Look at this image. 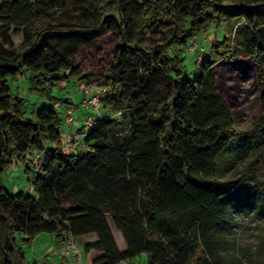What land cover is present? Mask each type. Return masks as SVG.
I'll return each instance as SVG.
<instances>
[{
	"label": "trees",
	"instance_id": "1",
	"mask_svg": "<svg viewBox=\"0 0 264 264\" xmlns=\"http://www.w3.org/2000/svg\"><path fill=\"white\" fill-rule=\"evenodd\" d=\"M210 25L233 30L208 40ZM236 63L259 88L245 130L239 81L218 69ZM22 74L45 97L29 117L10 85ZM69 79L108 87L75 151L53 106ZM243 133L251 158L223 177L219 157ZM14 161L32 189L11 193L0 179V264H36L17 236L30 244L40 233L100 252L91 264L141 253L147 264H240L228 248L239 189L264 218V0H0V175Z\"/></svg>",
	"mask_w": 264,
	"mask_h": 264
},
{
	"label": "rangeland",
	"instance_id": "2",
	"mask_svg": "<svg viewBox=\"0 0 264 264\" xmlns=\"http://www.w3.org/2000/svg\"><path fill=\"white\" fill-rule=\"evenodd\" d=\"M44 20H37L34 28L43 26ZM233 29L231 27L223 28L219 26L210 25L205 33V37L209 40L211 38H222L229 34ZM11 36L15 46H19L22 41V36L14 31L12 28ZM197 41V39H196ZM192 42L187 48L189 51H194L197 42ZM186 63L189 65L191 61L186 58ZM218 69L228 78H237L240 86V104L238 109V129L240 127H251L259 113L258 105V86L253 82V71L248 65L242 66L240 63L234 65L222 64ZM12 89H17L21 96L27 99L25 110L26 115H30L31 109H37L39 105L45 101V97L38 96L34 92L29 91L26 75L22 74L17 81L10 83ZM107 86L100 84H87L86 81H73L71 79L60 83L53 88L52 94L64 103H69L78 113L79 120L86 114L94 115L93 111L88 108L80 106L90 93L99 90H107ZM83 96V97H82ZM69 99V102H65ZM47 101V100H46ZM106 109V108H105ZM58 111H61L58 109ZM103 110L100 109V112ZM86 112V114H85ZM61 132L65 133V125L61 124ZM245 132V131H244ZM251 158V149L248 139V134L243 133L236 136L234 143L228 146L219 157V166L223 177L229 175L233 168L242 166ZM0 179L4 187L11 193L17 191L29 192L30 181L29 174L25 172L24 166L18 161H14L6 170H4ZM243 192L245 188L239 189L235 197L239 199L237 206L232 210L230 222L231 232L229 234L228 248L229 252L239 257L240 264H264V218L257 214L256 209L246 202L247 197ZM110 226L114 233H116L117 240L120 245L124 243V239L118 231L111 219L108 217ZM118 234V235H117ZM18 244L23 248L26 257L29 260H37L36 264H62L66 259H61L58 255L60 246L57 245L52 235L47 233H40L38 237L30 244L21 240V236H17ZM80 244V242L78 241ZM125 244V243H124ZM81 245V244H80ZM80 247V246H79ZM73 260L68 261V264H79L76 258L68 256ZM84 258V252L83 257ZM148 257L145 253L130 259L127 264H147ZM230 262V260H229ZM229 264V263H228Z\"/></svg>",
	"mask_w": 264,
	"mask_h": 264
},
{
	"label": "built area",
	"instance_id": "3",
	"mask_svg": "<svg viewBox=\"0 0 264 264\" xmlns=\"http://www.w3.org/2000/svg\"><path fill=\"white\" fill-rule=\"evenodd\" d=\"M201 53L198 55V60L202 59L207 53V49L204 47L201 48ZM104 90H99L96 92L90 93L84 100L81 101L80 106L84 108L91 109L94 113V115H89L85 118L84 125L82 131L79 132H70L66 131L63 135V146L66 151H75L78 148H81L84 146L83 138L85 137L86 133L88 132V129L96 124L97 117L100 116V106H101V97ZM53 106L56 109H60L61 119L65 126L69 127L75 123H78L79 117L76 110L70 105L69 103H64L60 100H56L53 103ZM40 160V155L35 153L34 156H32V164L38 163ZM29 189L31 190L32 187L30 185ZM61 253L64 256L72 254L77 262L79 264L82 263L81 259V248L79 247L77 241L75 238L71 236H67L66 240L62 246ZM123 264H126L124 262Z\"/></svg>",
	"mask_w": 264,
	"mask_h": 264
},
{
	"label": "crops",
	"instance_id": "4",
	"mask_svg": "<svg viewBox=\"0 0 264 264\" xmlns=\"http://www.w3.org/2000/svg\"><path fill=\"white\" fill-rule=\"evenodd\" d=\"M83 97V96H82ZM85 114H86V112H85ZM90 115V113H88V114H86V116L85 115H83L84 117L83 118H81L79 121H78V123H75V124H73V125H71V126H69V127H67V126H65V132L66 131H70V132H79L80 130H81V127H82V125H84V121H85V118L87 117V116H89ZM112 232H113V230H112ZM121 233V232H120ZM113 235H114V237H115V239H116V242H117V244H118V247H119V249L120 250H125L126 249V243L124 244L123 242H122V245H120L119 244V242H118V240H117V237H116V233H114L113 232ZM118 235V234H117ZM122 235V234H121ZM38 237V236H37ZM53 237V236H52ZM54 238V237H53ZM85 238V237H84ZM83 237L82 238H79V239H84ZM55 240V239H54ZM56 242V241H55ZM78 242V241H77ZM57 245H59L60 246V249H61V247L63 246L62 244H57ZM78 245L80 246V248H81V257H83V252H84V258H82V263L83 264H91L92 263V260L94 259V258H96V257H98L99 255H101V253L100 252H95V251H89V252H85L83 249H82V246L78 243ZM60 257H61V259H66V261H64V262H62V264H68L69 262L68 261H71V260H73V258H68V256H72L73 257V255L72 254H70V255H67V256H64L62 253H61V250L59 251V254H58ZM36 260V259H35ZM36 262H37V260H36ZM74 264V263H73Z\"/></svg>",
	"mask_w": 264,
	"mask_h": 264
}]
</instances>
